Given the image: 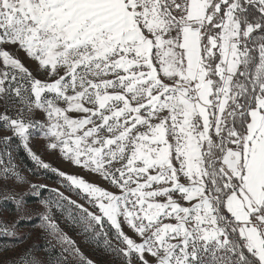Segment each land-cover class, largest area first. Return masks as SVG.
<instances>
[{
  "label": "snow or ice",
  "instance_id": "1",
  "mask_svg": "<svg viewBox=\"0 0 264 264\" xmlns=\"http://www.w3.org/2000/svg\"><path fill=\"white\" fill-rule=\"evenodd\" d=\"M0 99V264H95L66 205L120 264H264V0H0ZM13 139L83 203L22 175ZM27 220L51 239L5 258Z\"/></svg>",
  "mask_w": 264,
  "mask_h": 264
},
{
  "label": "rangeland",
  "instance_id": "2",
  "mask_svg": "<svg viewBox=\"0 0 264 264\" xmlns=\"http://www.w3.org/2000/svg\"><path fill=\"white\" fill-rule=\"evenodd\" d=\"M14 55L18 56L21 59V61L25 64V66H27L30 70H34V66L31 64V62L28 59H26L23 51L14 52ZM12 103H13L12 100L0 99V113L4 111L5 107L11 108ZM9 115H15V111L14 110L10 111ZM37 117L40 119H43V116L40 113H37ZM30 143H31V147L33 148V150L37 152V154H39L45 162H48L53 167H56L69 174H79L90 182L102 183L101 181L98 180V178L95 175H90L87 172L82 171L75 166H71L68 162L64 161L59 156L58 153L49 152L45 147V141L42 137V134L34 133L33 137L31 138ZM2 147L3 146L0 145V148ZM8 151H10L13 157V163H15L18 166L22 175H24L33 184H45V185H48L50 188L60 187L57 181L52 182L49 180H45L42 177H34L30 175V173L26 169H24V167L20 164V162L15 158L10 147ZM27 187L28 185L25 184L23 185L22 188H17V191H23ZM60 190L63 191L65 195L69 196L71 199L77 200L78 202L83 203V201L79 199V197L76 195L74 191L73 192L66 191L63 187H60ZM0 195H2V193H0ZM0 207L6 208V209H12L14 205L11 202L5 201L3 203H0ZM38 207L39 205L37 203L26 205V209L28 210H35V209H38ZM53 214H54L55 220L57 221L61 229H63L68 235H70L73 239L77 241V244L80 247L81 251L84 253V255L88 257L89 259H92L95 262V264H120L119 260L114 259L112 255L104 251L103 246H102L103 244L102 240H101L100 247H98L95 243L86 242L84 237L81 238L79 237V235L76 234L77 233L76 227L72 226L70 223L68 224L67 221L64 222L65 221L64 214L61 215V213L55 209L53 210ZM4 215L7 216L9 219H13L16 217L17 214L13 211L10 213L5 212ZM64 227H66V229ZM38 230L39 228L38 229L36 228L35 229H23L19 226V232L21 234L27 233L28 238L24 240L22 243H19L15 247L14 253L13 252L5 253V258L11 255L19 254L23 252L27 248V244L29 243V240L32 237H34L36 233L38 234L39 232Z\"/></svg>",
  "mask_w": 264,
  "mask_h": 264
},
{
  "label": "trees",
  "instance_id": "3",
  "mask_svg": "<svg viewBox=\"0 0 264 264\" xmlns=\"http://www.w3.org/2000/svg\"><path fill=\"white\" fill-rule=\"evenodd\" d=\"M17 145H18V141L16 139H13L10 148H11L15 158L20 162V164L24 167V169H26L30 173V175H32L34 177H42L43 179L49 180L52 182L57 181L58 178L54 174H52L50 171L38 168L35 165V163L30 159V157L27 155L25 150L22 147H18ZM44 194H45V196H47V192H45ZM27 200H28L27 205L32 204V203H36L35 198L32 196L27 197ZM74 211L75 210L73 208H71V206L66 205L65 212H64V216H65L64 222L67 221L68 224L70 223L67 220V216H68L69 212H74ZM38 224H39V222L37 220H27V221H22L20 224V227L23 229H35V228L38 229L39 228ZM64 228L66 229V227H64ZM76 230H77V232L79 231V229H76ZM38 231H39L38 234L36 233L35 236L29 240V243L27 244V248L30 245H38L40 247H43L45 245V242L47 240L51 239L46 233L41 231L40 228ZM79 237L82 238L83 236L79 235ZM51 242L53 245H55V243H56L53 240ZM56 251H57V253L59 252L58 246H56ZM37 255L40 256V255H42V253H37Z\"/></svg>",
  "mask_w": 264,
  "mask_h": 264
}]
</instances>
